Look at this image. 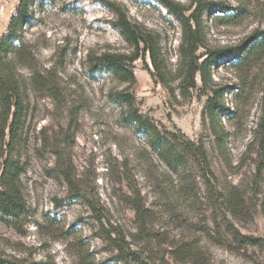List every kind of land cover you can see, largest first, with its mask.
I'll return each mask as SVG.
<instances>
[{
	"label": "rangeland",
	"instance_id": "obj_1",
	"mask_svg": "<svg viewBox=\"0 0 264 264\" xmlns=\"http://www.w3.org/2000/svg\"><path fill=\"white\" fill-rule=\"evenodd\" d=\"M163 1L31 3L0 57L25 106L14 153L25 205L14 218L0 212V264H264V51L240 60L264 29V0H169L186 17L202 6L200 63L228 53L195 86L181 19ZM19 3L0 0V40ZM120 12L164 62L158 72L140 52L133 85L90 62L137 53ZM123 90L159 129L204 144L210 183L193 161L180 175L163 164L127 118Z\"/></svg>",
	"mask_w": 264,
	"mask_h": 264
},
{
	"label": "trees",
	"instance_id": "obj_2",
	"mask_svg": "<svg viewBox=\"0 0 264 264\" xmlns=\"http://www.w3.org/2000/svg\"><path fill=\"white\" fill-rule=\"evenodd\" d=\"M34 0H20L16 12L10 19L9 28L0 40V57L7 53V46L23 30L26 23L30 20V5ZM170 11L175 13L183 25L184 41L183 50L186 66L191 74V86H195L194 77L200 72L206 80L212 62L217 57L225 56L227 51L222 50L211 53L201 63L195 57L196 50L202 45L201 22L199 6L189 17L183 15L178 8H174L169 0L163 1ZM116 27L120 30L125 39L136 49V54L130 56L124 53H103L90 58V62L95 69L110 72L120 82L133 85L136 76L132 63L140 56V52L149 53L153 65L158 72L163 70V59L160 49L151 36L145 38L139 30L128 20L127 14L119 13ZM195 25L193 29L192 23ZM251 46L247 57H240L241 61L252 59V56L264 51V29L256 30L252 34ZM144 43V47L141 46ZM239 56V55H238ZM164 76H161V79ZM164 81V79H162ZM118 99L127 106V118L130 119L141 131H145L150 138V148L164 165L173 173L180 175L190 161L195 162L201 170L203 176L210 183V174L213 173L209 166V158L204 144L201 141H194L185 134L165 130L162 131L154 123L145 117L135 108V95L128 91L118 92ZM0 101L2 103V115L0 122V212L4 218H14L19 215L25 205L24 196L20 186V176L23 170L20 158H16L14 153L21 143L22 129L25 120V106L22 91L19 83L13 75L4 74L0 69ZM263 131L262 144L264 145V122L261 123ZM5 146V148H4ZM139 209V207H138ZM145 264V263H142Z\"/></svg>",
	"mask_w": 264,
	"mask_h": 264
}]
</instances>
